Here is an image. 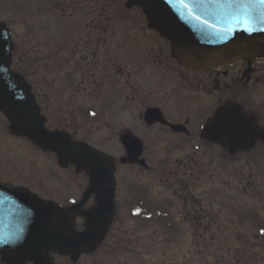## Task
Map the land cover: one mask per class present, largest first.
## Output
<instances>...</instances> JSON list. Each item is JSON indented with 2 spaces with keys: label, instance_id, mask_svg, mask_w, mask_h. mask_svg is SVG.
Instances as JSON below:
<instances>
[{
  "label": "flooded vegetation",
  "instance_id": "obj_1",
  "mask_svg": "<svg viewBox=\"0 0 264 264\" xmlns=\"http://www.w3.org/2000/svg\"><path fill=\"white\" fill-rule=\"evenodd\" d=\"M75 1L94 5L83 40L46 50L37 40L22 60L21 75L46 125L98 150L117 146L105 153L118 162L119 209L133 187L117 173L119 166L134 172L135 184L144 175L165 177L160 197L175 196L180 203L179 216L170 211L162 236L165 264H256L246 247L264 230V144L254 140L233 151L236 138L224 123L235 119L238 108L264 129V59L189 69L123 0ZM49 64L51 72H44ZM130 137L143 145L142 168L119 164ZM77 176L82 188L88 184L84 174ZM94 204L91 196L84 209ZM115 243L110 238L106 245ZM0 264H6L1 255Z\"/></svg>",
  "mask_w": 264,
  "mask_h": 264
},
{
  "label": "water",
  "instance_id": "obj_2",
  "mask_svg": "<svg viewBox=\"0 0 264 264\" xmlns=\"http://www.w3.org/2000/svg\"><path fill=\"white\" fill-rule=\"evenodd\" d=\"M130 1L143 6L160 22L171 38L174 55L184 65L227 64L249 55H264V2L261 0H186L188 9L178 0ZM9 52L7 34L0 26V103L10 117L13 130L55 149L62 163H76L90 174L91 184L103 186L110 175L105 174L106 168L111 169L109 161L88 148L71 147L64 137L43 130L33 102L8 71ZM15 192L0 186L1 247L27 249L37 243L65 251L87 246L90 233L68 235L72 232L68 221L71 209L53 208L27 193ZM95 192L101 194L96 187ZM22 253L26 259L46 264L34 253L26 250Z\"/></svg>",
  "mask_w": 264,
  "mask_h": 264
},
{
  "label": "rangeland",
  "instance_id": "obj_3",
  "mask_svg": "<svg viewBox=\"0 0 264 264\" xmlns=\"http://www.w3.org/2000/svg\"><path fill=\"white\" fill-rule=\"evenodd\" d=\"M1 161L9 176L18 181L19 184L29 186L44 195L62 197L63 191L56 184L55 169L48 156L35 153L22 141L5 138ZM64 197L66 198L67 195ZM93 263L101 264V259L95 257Z\"/></svg>",
  "mask_w": 264,
  "mask_h": 264
},
{
  "label": "snow or ice",
  "instance_id": "obj_4",
  "mask_svg": "<svg viewBox=\"0 0 264 264\" xmlns=\"http://www.w3.org/2000/svg\"><path fill=\"white\" fill-rule=\"evenodd\" d=\"M261 2H264V0H261ZM178 3L184 7L185 9H188L189 8V5L188 3L186 2V0H178ZM197 19H199V17H197Z\"/></svg>",
  "mask_w": 264,
  "mask_h": 264
}]
</instances>
